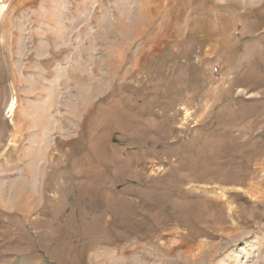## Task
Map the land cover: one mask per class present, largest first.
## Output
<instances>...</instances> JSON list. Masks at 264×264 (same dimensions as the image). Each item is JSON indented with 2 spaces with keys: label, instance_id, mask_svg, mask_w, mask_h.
Segmentation results:
<instances>
[{
  "label": "rangeland",
  "instance_id": "rangeland-1",
  "mask_svg": "<svg viewBox=\"0 0 264 264\" xmlns=\"http://www.w3.org/2000/svg\"><path fill=\"white\" fill-rule=\"evenodd\" d=\"M0 10V264H264V0Z\"/></svg>",
  "mask_w": 264,
  "mask_h": 264
},
{
  "label": "bare ground",
  "instance_id": "bare-ground-1",
  "mask_svg": "<svg viewBox=\"0 0 264 264\" xmlns=\"http://www.w3.org/2000/svg\"><path fill=\"white\" fill-rule=\"evenodd\" d=\"M1 11V10H0ZM17 101H13L10 105V111H12L14 108H15V104H16Z\"/></svg>",
  "mask_w": 264,
  "mask_h": 264
}]
</instances>
